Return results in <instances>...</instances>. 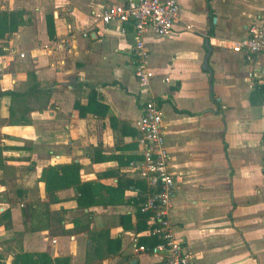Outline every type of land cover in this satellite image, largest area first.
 I'll return each instance as SVG.
<instances>
[{
    "label": "crops",
    "instance_id": "1",
    "mask_svg": "<svg viewBox=\"0 0 264 264\" xmlns=\"http://www.w3.org/2000/svg\"><path fill=\"white\" fill-rule=\"evenodd\" d=\"M124 1L0 0V10H23L26 21L0 40V262L10 264L15 254L25 252L69 258L70 264H89L87 260L91 264L104 260V264L106 258L121 260V255L127 264L133 260L162 263L160 256L133 251L135 245L144 246L138 245L139 238L153 236L148 223L143 232L133 229L132 201L138 191L131 188L114 205L101 203L108 195L97 188L92 199L95 205L82 209L90 213V221L83 224L67 220L80 209L75 189L57 192V202L49 206L51 213L63 218L65 229L87 225L89 232L120 238L115 255L101 253L97 258L89 233L51 237L47 231L27 232L22 216L23 205L48 201L39 177L51 165L79 163L81 182L97 186H114L117 179L137 180L125 161L140 157L136 122L143 104L155 100L163 110L169 166L177 179L169 218L191 264H264V192L259 190L264 186V102L258 107L249 104L254 84L264 86V57L248 62L229 49L230 41L246 37L252 24L264 20V0H177L179 20L164 37L167 47L187 32L197 43L196 51L181 47L155 50L170 56V66L196 61L205 85H196L181 66L168 81L159 77L164 64L152 59L145 44L154 74L146 90L140 89L134 77L131 26L125 25L122 35L118 25L104 27L95 17L102 9ZM193 2L200 5V29L185 18ZM222 5L229 7L231 19L219 13ZM48 14L54 21L52 41L47 34ZM185 25L192 29L185 30ZM65 39L68 43L62 47L50 52L43 49ZM205 41L211 49L207 58L211 75L204 69ZM91 90L106 106L104 116L92 108L82 114L74 108L76 103L87 106ZM204 90L208 104L193 107L191 98ZM166 106L168 113H164ZM97 157L108 159L96 161ZM220 161L225 182L218 173ZM219 192H225L227 201L222 219L214 212ZM242 213L245 220L256 223L261 240H252L246 221H239ZM123 215L130 216L132 229L124 230L119 224Z\"/></svg>",
    "mask_w": 264,
    "mask_h": 264
},
{
    "label": "built area",
    "instance_id": "2",
    "mask_svg": "<svg viewBox=\"0 0 264 264\" xmlns=\"http://www.w3.org/2000/svg\"><path fill=\"white\" fill-rule=\"evenodd\" d=\"M179 14L177 0H125L122 4L106 7L96 14L97 23L104 27L118 25L122 35L125 34L124 26H131L134 35L131 48L134 77L140 89H148L154 77L149 67L150 52L143 42V36L152 34L165 37L171 34ZM191 29V26L185 25V30ZM82 36L86 37V34ZM67 43V39L53 41L44 45L43 49L50 52ZM229 49L235 54H241L248 62L254 57H264V20L252 24L246 37L230 41ZM136 131L140 157L129 163V169L146 187L140 212L149 216L147 223L150 234L160 242L153 247L135 245L133 251L136 254L160 256L163 264H191V257L177 238L169 218L177 179L170 170L163 110L157 101L148 100L143 104L142 114L136 122Z\"/></svg>",
    "mask_w": 264,
    "mask_h": 264
},
{
    "label": "trees",
    "instance_id": "3",
    "mask_svg": "<svg viewBox=\"0 0 264 264\" xmlns=\"http://www.w3.org/2000/svg\"><path fill=\"white\" fill-rule=\"evenodd\" d=\"M24 11H5L0 10V40L10 36V34L16 32L20 26L25 25ZM48 39L54 40L55 30L53 15L48 14L45 16ZM264 102V86L255 83L253 86L252 93L249 97V104L253 107L261 106ZM74 108L81 111L92 108V112L98 116H104L106 114V106H103L97 101V93L91 90L88 95L87 106L82 108L79 103L74 105ZM135 157H127L125 165ZM108 158L97 157L96 161H105ZM82 169L79 163H68L51 165L44 168L39 177V181L43 183L44 192L47 195V202L37 201L31 204H25L22 206L23 223L26 227L27 232H43L47 231L48 236H75L79 234H90V241L92 242V249L94 255L99 258L101 253L106 255H115L120 249V238L116 237L111 239L104 232H89V226L82 225L74 227L73 229H65L62 225L63 218L56 216V213H51L49 206L57 202L56 193L66 189H75L78 193L76 199L77 207L80 209H89L95 205L93 197L95 196V190L97 188L104 189L107 193V198L100 200L104 205H114L121 202L122 197L126 189H133L138 191V195L133 199L132 204L135 207L136 224L133 228L129 225L131 218L129 215H123L119 217V224L125 230L135 229L137 232H143L148 229L147 221L148 215L140 212V205L142 198L146 192V187L140 180H127L122 182L121 179H117V183L114 186L104 187L92 185L89 183H82L80 177V171ZM264 175V158H263V169ZM108 175V174H106ZM92 190V191H91ZM92 194V195H91ZM102 204V205H103ZM4 218L6 213H4ZM103 239V243H99V240ZM95 241H98L95 244ZM160 240L156 237H142L138 240V245L153 247L157 245ZM94 243V244H93ZM89 264L90 261L87 260ZM0 264H3L0 262ZM10 264H70L69 258H51L46 253H25L19 252L14 255ZM163 264V263H156Z\"/></svg>",
    "mask_w": 264,
    "mask_h": 264
},
{
    "label": "rangeland",
    "instance_id": "4",
    "mask_svg": "<svg viewBox=\"0 0 264 264\" xmlns=\"http://www.w3.org/2000/svg\"><path fill=\"white\" fill-rule=\"evenodd\" d=\"M197 4L194 6V2L192 5H190L191 7L186 8L188 9V16H185V18H188L187 23L193 25L194 27H196L197 29H200L202 27V15H201V10L198 9L200 8V5H198L199 3L196 2ZM197 8V9H196ZM229 7L226 5H222V8H220L219 13L221 14H225L227 17H230L231 15L228 14V10ZM185 14V13H183ZM231 19V17H230ZM184 34H181L180 36H178L176 38L177 42H173L172 44H170L171 46L167 47L168 45L166 44V38L164 37H156L152 34H146L143 36V42L144 44L147 45V47L149 49H151V54H152V59H155L156 61H162L161 63L164 64V66H162L161 68V72H160V76L161 78L165 77V81L168 79L167 77L171 76V74H174L177 69H179V66H181L180 68H184L185 71L189 72L190 76L196 81V85H198L199 87H201L202 85L204 86L205 83L203 81V79L198 75V72L196 70V61L191 60H187V61H183L181 62V64L179 63H175L173 62L172 66H170L171 64L169 63L170 60V56H167V54H165L164 52H158L155 50V48H159L162 49L163 47H167L169 49H174V48H179L181 47V49H185L191 52H195L196 49V41L192 40L191 37H188L187 32H183ZM193 35V34H191ZM166 37V36H165ZM166 62V63H165ZM164 81V82H165ZM168 81V80H167ZM167 83V82H165ZM166 86V85H165ZM164 86V87H165ZM209 102V98H207L206 96V91H200L199 95L195 98L192 97L190 100V103L192 104L193 107H197V108H203L205 107ZM169 108L170 107H165L164 109V113H168L169 112ZM215 157H218V153L216 152ZM220 177H221V182H225L226 181V175L223 169V164L220 161L219 163V171H218ZM260 192H264V186L263 187H259ZM216 197V201H217V208L214 211L216 215L220 216V218L222 219V215H224V212L226 210V205H227V201H226V196H225V192H219L215 194ZM79 209V208H78ZM89 215L90 213H84L82 209H79L77 213H75V215L73 217H71V219L67 218V220H72V223L74 222V224H80V223H85L87 220L90 221L89 219ZM245 220L244 218V214H240L239 216V221L243 222ZM246 221V227L247 229L250 231V237L252 238V240H258L260 238L261 240V236L258 235L257 231H256V223L253 221L252 219L250 220H245ZM128 240H130V237L127 238ZM135 256V255H134ZM107 257V256H106ZM105 257V258H106ZM104 258V259H105ZM108 259V260H107ZM116 259V258H115ZM113 258H106L107 261H105L104 264H127V260L126 258L124 259V256L121 255V260H115ZM104 260L99 261V264H102Z\"/></svg>",
    "mask_w": 264,
    "mask_h": 264
},
{
    "label": "water",
    "instance_id": "5",
    "mask_svg": "<svg viewBox=\"0 0 264 264\" xmlns=\"http://www.w3.org/2000/svg\"><path fill=\"white\" fill-rule=\"evenodd\" d=\"M205 47L207 48V54H206V58H205V62H204V69L208 71L209 75H211L210 70L208 69V62H207V58L210 54V47L208 45V41H205ZM130 264H137V262L135 260H133Z\"/></svg>",
    "mask_w": 264,
    "mask_h": 264
}]
</instances>
